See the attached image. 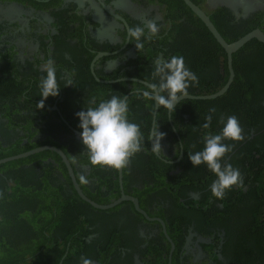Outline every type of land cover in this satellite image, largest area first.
I'll list each match as a JSON object with an SVG mask.
<instances>
[{
    "label": "flooded vegetation",
    "instance_id": "flooded-vegetation-1",
    "mask_svg": "<svg viewBox=\"0 0 264 264\" xmlns=\"http://www.w3.org/2000/svg\"><path fill=\"white\" fill-rule=\"evenodd\" d=\"M191 1L228 43L256 29L264 33V0ZM147 21L156 23L159 32L137 50L128 28L145 27L147 33ZM172 56H182L198 77L188 94L214 93L231 76L228 89L215 98H184L169 114L143 93L158 82L156 62ZM230 58L183 0H0V87L11 91L7 102L0 90V147L7 150L18 140L20 147L31 149L58 147L90 199L95 195L108 203L125 194L136 198L143 211L129 199L103 209L101 216L90 218L92 232L82 237L85 244L76 240L71 249L70 240L59 264L67 257L72 258L68 264H82V258L91 264H264L257 259V203L250 187L255 175L243 170V185L218 200L210 191L217 177L203 163L193 167L188 158L203 149L206 134H218L222 119L233 115L245 139L223 141L232 147L223 163L235 166L239 148L263 142L264 43L253 37ZM49 59L60 88L42 103L40 82ZM240 93L254 97L247 111ZM113 95L128 97L129 121L147 134L138 152L141 167L135 154L121 169L93 165L81 142L75 113ZM5 103L10 111L19 110L9 120ZM208 116L211 124L205 129ZM154 121L165 133L163 157L152 151ZM45 150L50 154L40 161L52 163L51 178L67 187L70 182L76 192L63 158ZM36 159L27 166L41 169ZM261 222L263 236V216Z\"/></svg>",
    "mask_w": 264,
    "mask_h": 264
},
{
    "label": "trees",
    "instance_id": "trees-1",
    "mask_svg": "<svg viewBox=\"0 0 264 264\" xmlns=\"http://www.w3.org/2000/svg\"><path fill=\"white\" fill-rule=\"evenodd\" d=\"M238 82L242 83L241 80ZM0 90L4 92L6 101L11 98L8 87H0ZM17 90L15 88L13 91ZM18 96L20 93L15 95L14 100L18 99ZM239 98L242 101L239 103L246 111L247 104L254 106L250 105L254 100L250 93H240ZM5 105V116L9 120L11 114L19 110L16 111L15 108L12 112L9 110V104L5 103ZM2 112L3 109L0 108V113ZM2 124L3 121H0V126ZM193 129L191 128L194 134L199 131ZM143 135L147 137V134L143 133ZM201 136L204 137L203 134ZM19 141L10 145L7 150L0 147V158L31 149V147H20ZM47 154L50 152L45 150L0 164V264H59V256L64 253L67 243L71 240V249H74L72 243L76 240L81 245L85 244L82 237L92 232L89 229L90 218L101 216L106 211L96 209L83 201L73 189H69L70 182L67 187L56 181L54 177L51 178L52 163L40 161ZM244 154L248 157H244ZM135 158L141 167L143 162L138 159V152L135 153ZM35 159L37 164L42 166L39 170L34 164L27 166V163H32ZM234 161L238 164L236 165ZM234 161H232L235 165L233 167L238 168L242 175L243 170L255 175L250 187L257 203L256 244L260 247V257L257 259L264 263V238L260 229L264 209V138L261 146L249 144L239 148ZM93 200L102 202L95 195ZM103 247L101 245V249ZM71 259V257L65 258L63 264L70 263Z\"/></svg>",
    "mask_w": 264,
    "mask_h": 264
},
{
    "label": "clouds",
    "instance_id": "clouds-1",
    "mask_svg": "<svg viewBox=\"0 0 264 264\" xmlns=\"http://www.w3.org/2000/svg\"><path fill=\"white\" fill-rule=\"evenodd\" d=\"M146 28L147 33L145 27L128 28L130 41L135 42L137 50L143 48V40H150L159 32L157 24L152 21L146 22ZM52 65L51 59L44 65L47 75L40 82L42 103L48 97H56L59 93L60 87ZM153 77L158 82L150 83L147 86L149 91L144 92L143 95L154 100L158 106H163L169 114L175 112L178 101L188 96L189 87L198 83V77L185 66L182 56H172L169 60H158ZM92 103L96 104L95 101ZM128 111V97L113 95L94 107H87L86 110L75 113L79 121L78 128L81 130V142L93 165L121 169L127 166L129 159L135 153L143 150V133L138 124L129 121ZM211 119V116L206 117V123L202 127L209 128ZM221 122L224 126L218 134L205 135L202 150L188 154L193 167L203 163L217 177L211 184L210 191L212 196L218 200H222L233 186L240 187L244 183L243 175L238 168H234L229 163H223L226 154L232 151V147L223 141L225 139L243 141L245 139L243 129L234 115L227 117L226 120L222 119ZM151 136L152 151L163 157L161 140L165 133L159 130V124L155 121ZM82 264H91V261L82 258Z\"/></svg>",
    "mask_w": 264,
    "mask_h": 264
},
{
    "label": "water",
    "instance_id": "water-1",
    "mask_svg": "<svg viewBox=\"0 0 264 264\" xmlns=\"http://www.w3.org/2000/svg\"><path fill=\"white\" fill-rule=\"evenodd\" d=\"M185 2V4L195 13L197 14V16L204 22V24L208 27L209 31L213 34V36L215 37V39L217 40V42H219L225 49L227 55H228V62H230L231 58L230 55L232 52H234L235 50H237L240 46H242L244 43H246L248 40H250L251 38L255 37L256 39H258L259 41L264 43V33L261 32L259 29L253 30L247 34H245L244 36L240 37L238 40L228 43L226 42L222 36L219 34V32L217 31V29L215 28V26L213 25V23L210 21L209 17L207 16L206 13L203 12V10L198 7L196 4H194L191 0H183ZM232 75V73H231ZM231 81V76L229 78V81L222 86L219 90H217L214 93H210V94H206V95H190L188 94L187 97L185 98H189V99H210V98H215L217 96L222 95L229 87L230 82ZM184 99V98H182ZM80 134V132H79ZM45 149H49L52 151L57 152L62 158L63 161L67 167L68 173L71 176L72 182H73V186L74 189L76 190L78 196L88 202L90 205H92L95 208H99V209H108L111 208L115 205H117L120 201L124 200V199H129L132 200L136 206V208L140 211H142L139 207H138V202L137 199L132 197V196H128L125 194H122L120 198L117 199H113L111 201H109L108 203H98L92 199H90L81 189L79 183L76 181L74 173H73V169L70 166L69 161L67 160L66 156L64 155V153L55 146H50V145H42V146H38L29 150H26L24 152H20L14 155H10V156H5L0 158V164L2 163H6L9 161H13V160H17L20 158H25L28 157L30 155L36 154L40 151H43ZM121 180V179H120ZM143 212V211H142ZM263 237H264V214H263Z\"/></svg>",
    "mask_w": 264,
    "mask_h": 264
}]
</instances>
